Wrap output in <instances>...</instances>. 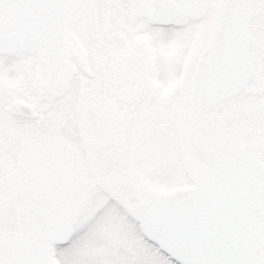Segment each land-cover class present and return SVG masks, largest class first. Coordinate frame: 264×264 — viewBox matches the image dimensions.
I'll return each instance as SVG.
<instances>
[{"label": "flooded vegetation", "instance_id": "obj_1", "mask_svg": "<svg viewBox=\"0 0 264 264\" xmlns=\"http://www.w3.org/2000/svg\"><path fill=\"white\" fill-rule=\"evenodd\" d=\"M206 2L188 14L158 15L151 0H80L69 26L67 78L60 70L66 68L51 75L33 53L0 55V237L39 240L29 215L35 207L75 227L69 216L101 190L109 199L144 186L137 171L148 153L158 154L152 163L175 167L176 185H216L195 146L243 151L262 162L264 0H255L249 24V82L209 110L190 93L211 30ZM184 16L192 33L185 50L178 37L164 48V21ZM178 163L189 174L178 172ZM260 226L256 264L264 263L263 218Z\"/></svg>", "mask_w": 264, "mask_h": 264}, {"label": "water", "instance_id": "obj_2", "mask_svg": "<svg viewBox=\"0 0 264 264\" xmlns=\"http://www.w3.org/2000/svg\"><path fill=\"white\" fill-rule=\"evenodd\" d=\"M200 1L160 0L170 7L165 6L163 11L174 12L191 10ZM78 3L79 0H0V52L30 50L38 52L49 66L65 65L70 49L67 27ZM252 3L253 0H223L210 47L200 61L194 85L195 97L205 107H212L236 94L247 82L251 72L247 62V24ZM231 169H235L234 177L238 183L232 180L236 184L231 191L232 198L210 193L204 200V196L199 195L197 200L181 203L186 206L187 216L197 220L200 228L207 222L219 228V231L208 228L204 231L190 225L194 232L200 231L201 236H208L206 242L200 238L195 244H176L171 238L174 227L171 217L169 223L163 221L167 213L156 220L154 215L149 217L142 225L144 234L180 264H247L251 256L244 255L246 249L242 253L240 242H235L229 249L220 248L219 243L222 234L230 235L229 230L233 233L230 239L237 240L234 231L241 227L244 208L264 211V181L251 179L255 177V170ZM251 185L254 188H248ZM192 194L197 196L198 192ZM165 202L170 203L172 212H176L171 206L172 202L178 203L176 194L167 196ZM220 216L225 220L216 222ZM17 244L16 240L0 242V263L19 262L11 259L19 258L23 253ZM48 256L39 247L31 248L22 262L40 264L39 259H43L42 264H46Z\"/></svg>", "mask_w": 264, "mask_h": 264}, {"label": "rangeland", "instance_id": "obj_3", "mask_svg": "<svg viewBox=\"0 0 264 264\" xmlns=\"http://www.w3.org/2000/svg\"><path fill=\"white\" fill-rule=\"evenodd\" d=\"M218 1L208 0L206 4L209 6L214 5L210 11V18H213ZM197 15L199 16L198 12ZM162 34L163 47L168 49L173 48V45L172 41L166 40L178 37L179 51H183L186 48L185 45L182 46L184 39L192 36L188 29H177L170 26L163 28ZM210 115V129L211 133H214V129L218 128L219 125L212 120V112ZM157 156L158 154L148 153L146 167L137 171L138 175H140V180L144 183V186H140V190L130 189L128 193L115 192L116 194L113 195V198H118L120 203H125L132 208L136 201L143 196L149 195L150 192H157L159 189L164 190L179 184L180 179L175 178L177 175L176 173L174 175L175 167L173 165L164 164L162 163L164 161L161 160L157 162L158 165L155 162H151V159ZM182 164L178 163V172L184 170L189 174L188 170L183 169ZM109 199L100 196L99 200L102 201V204L97 203L95 205V199L83 201L78 205L79 209H76L75 215L69 216L78 232L72 246L60 251L63 264H145V259L149 257V254L151 257L159 259L150 247L138 240L135 230L136 224L124 218L118 211V208L120 209L118 204H108ZM103 205H107V207L104 208V211L99 216H95L93 219L95 210ZM163 264L166 263L163 261Z\"/></svg>", "mask_w": 264, "mask_h": 264}, {"label": "snow or ice", "instance_id": "obj_4", "mask_svg": "<svg viewBox=\"0 0 264 264\" xmlns=\"http://www.w3.org/2000/svg\"><path fill=\"white\" fill-rule=\"evenodd\" d=\"M103 195H107V191L106 190H101L100 193H97V197L94 200V205L97 204V203H101L102 204V201L99 200V197L103 196ZM111 203H112V200L109 199L108 200V204H111ZM105 207H107V205H103V206L99 207L98 209H96L92 218L94 219L95 216H99L100 213H102L104 211ZM145 244L150 245V247L152 249H158L159 256L166 258L167 264H178V261L174 257L169 256V254L166 251H164L163 249H160L159 246L157 244H155L154 242L145 239ZM145 264H163V262L160 261L156 257H151L150 254H149V257L145 259Z\"/></svg>", "mask_w": 264, "mask_h": 264}]
</instances>
